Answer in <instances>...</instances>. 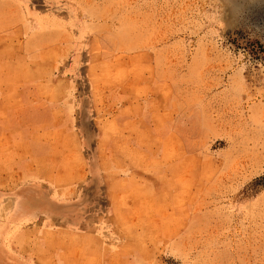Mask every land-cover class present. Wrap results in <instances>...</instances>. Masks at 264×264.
<instances>
[{
    "label": "rangeland",
    "instance_id": "rangeland-1",
    "mask_svg": "<svg viewBox=\"0 0 264 264\" xmlns=\"http://www.w3.org/2000/svg\"><path fill=\"white\" fill-rule=\"evenodd\" d=\"M20 1L0 0V63L14 31L16 64L35 68L20 69V85L66 76L97 87L100 103L111 86L114 114L139 119L111 120L119 152L111 158L100 139L99 170L87 169L88 145L62 164L34 159L44 175L1 168L0 154V264H264V0ZM34 13L66 25L79 53L91 37L94 57L81 53L68 75L60 45L37 58L48 71L29 59ZM146 102L152 127L139 122ZM57 187L67 200L52 196Z\"/></svg>",
    "mask_w": 264,
    "mask_h": 264
},
{
    "label": "crops",
    "instance_id": "crops-1",
    "mask_svg": "<svg viewBox=\"0 0 264 264\" xmlns=\"http://www.w3.org/2000/svg\"><path fill=\"white\" fill-rule=\"evenodd\" d=\"M17 1L22 3L20 0ZM34 18L36 28H33L26 21L24 22L26 33L24 46L28 58L39 65H43L40 67H48L47 71L51 69L52 62L42 63L37 58H41L43 54L58 45H60V61L57 70L61 73L64 72L68 75L73 69L77 70L78 65L76 64L80 62L81 53H87L86 57L90 58L91 56V59L94 57L91 51L94 41L91 37L86 38L87 34L80 38H86L87 49H83L79 53L80 50L77 49V45H75V48L69 45V33L66 25L55 24L47 16L37 18L35 13ZM2 33L3 31H0V49L4 48ZM119 33L122 38H125L121 30H118ZM7 37L6 46L9 49V64H4L3 61L2 64L0 63V80H2L0 83V148L5 147L4 151L0 149V154L3 152L5 155L1 168L22 171L38 170L42 171V175H44L45 166L34 167V159L39 160L42 164L46 161L51 164L53 162L51 161V155L59 154V163L62 164L75 155L82 156L83 153H89L88 145L92 156L87 169L91 171L101 169L100 139H103L105 152L110 157L113 154L116 156L119 152L113 151L111 146V122H113L111 120H114L119 128H125L127 121H135L139 118L123 117L121 113L114 114V108L111 110V86L105 92L106 100L100 103L97 98V94L100 93L97 87H94L93 84L89 85V83L85 87L84 83L70 81L66 76H62L63 81L60 83L54 80L53 83L34 81L20 85L18 77L21 67L16 64L19 62V55L16 56L14 51V47L17 45L16 42L19 39L18 37L15 38L14 31L12 35H7ZM108 45L109 52H111V44L108 43ZM69 50L73 65H64L67 63ZM26 69L35 72L34 66L22 68L21 70L25 72ZM53 89L57 92L53 93ZM42 90L44 92H41ZM124 106V104H121L119 108L122 110ZM144 106H146L145 115L142 119L140 118L139 122L147 127H152L149 102H146ZM116 125H112L115 127L113 131H115L116 136L125 135L123 129H119ZM105 139H108V141ZM69 148L70 150H68ZM6 157H10V159ZM7 162L8 165H4ZM110 167L111 169L114 168L113 159H111ZM56 168L67 169L63 165ZM33 176L27 172L25 181L27 180L28 185H40L32 183V179H35V175ZM81 185L82 183H78L75 186V195L81 196ZM58 190L52 189V196L56 197V193H60L58 196L67 200L65 195L69 189L58 188ZM7 217L14 225L13 227L11 225L12 228L15 227L16 223L21 222L23 205L20 199L13 201L12 212Z\"/></svg>",
    "mask_w": 264,
    "mask_h": 264
}]
</instances>
